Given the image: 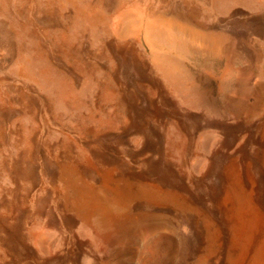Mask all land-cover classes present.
<instances>
[{
  "label": "rangeland",
  "instance_id": "obj_1",
  "mask_svg": "<svg viewBox=\"0 0 264 264\" xmlns=\"http://www.w3.org/2000/svg\"><path fill=\"white\" fill-rule=\"evenodd\" d=\"M0 264H264V0H0Z\"/></svg>",
  "mask_w": 264,
  "mask_h": 264
},
{
  "label": "bare ground",
  "instance_id": "obj_2",
  "mask_svg": "<svg viewBox=\"0 0 264 264\" xmlns=\"http://www.w3.org/2000/svg\"><path fill=\"white\" fill-rule=\"evenodd\" d=\"M85 195V194H84ZM88 205V204H87ZM98 206V205H97ZM88 207V206H87ZM82 213V212H81Z\"/></svg>",
  "mask_w": 264,
  "mask_h": 264
}]
</instances>
